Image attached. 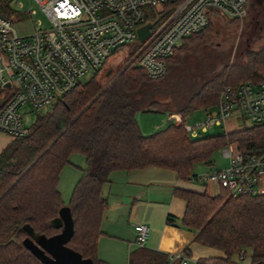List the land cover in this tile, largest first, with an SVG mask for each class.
<instances>
[{"label": "trees", "instance_id": "1", "mask_svg": "<svg viewBox=\"0 0 264 264\" xmlns=\"http://www.w3.org/2000/svg\"><path fill=\"white\" fill-rule=\"evenodd\" d=\"M249 1L250 14L259 16L260 0ZM174 7L175 3L165 5L164 17ZM0 15L13 16L9 3L0 1ZM217 17L221 16L212 12L208 27L184 42L203 40L206 35L203 33L211 29L212 20ZM123 49H127V60H130L139 47L120 50ZM177 51L167 61V73L173 70L170 66L173 59V67L179 63L178 58L175 59ZM102 67L85 83L79 82L48 111L37 114L29 134L13 139L0 153V195L15 182L0 198V264H41L24 248L26 234L22 228L28 225L36 234L46 237L58 234L51 221L63 206L70 209L74 224L68 247L93 264H108L98 258L97 246L108 209V200L102 191L110 183L112 173L160 168L174 172L178 180L189 181L194 177L195 164H207L215 151L229 144L235 145L245 156L257 157L264 153V126L197 139H191L184 130L185 117L200 109L214 108L224 87L241 83L256 85L262 81L264 46L247 51L242 62L204 80L184 104H179L161 87L164 78L148 79L137 66L136 58L84 110L103 89L97 81ZM173 101L175 107L169 104ZM140 112L179 115L181 123L170 120L164 129L144 136L136 121ZM74 154L84 157L86 169L81 170L69 202L64 205L59 191L60 177ZM175 193L186 202L180 226L195 233L194 242L224 254L199 259L195 264H238L232 261V256L244 249L251 252L252 264H264V194L231 196L222 186L215 196L180 190ZM167 223L176 225L177 221L168 217ZM182 256L189 258V250H184ZM241 256L242 261L245 256ZM180 263L178 259L144 247L128 256V264Z\"/></svg>", "mask_w": 264, "mask_h": 264}, {"label": "built area", "instance_id": "2", "mask_svg": "<svg viewBox=\"0 0 264 264\" xmlns=\"http://www.w3.org/2000/svg\"><path fill=\"white\" fill-rule=\"evenodd\" d=\"M32 1L47 17L48 30L19 37L11 26V18L0 15V133L12 139L29 134L24 125L25 107L36 114L48 111L121 48L138 46L137 66L148 79L159 80L166 76L167 61L183 42L208 27L212 12L242 21L249 8V0ZM171 3L175 7L164 17L165 5ZM150 10L161 15V20L149 24ZM146 25H150L149 34L140 42L138 30ZM214 108L199 124L184 125L190 138H200L214 127H221L226 134L230 121L242 128L264 126V77L256 85L224 87ZM169 118L181 123L178 116ZM221 150L227 167L195 176L191 181L218 184L231 196L263 195L264 153L245 156L233 144ZM135 231L136 246L143 248L149 229L138 225ZM171 259L180 260V264H195L182 255Z\"/></svg>", "mask_w": 264, "mask_h": 264}, {"label": "rangeland", "instance_id": "3", "mask_svg": "<svg viewBox=\"0 0 264 264\" xmlns=\"http://www.w3.org/2000/svg\"><path fill=\"white\" fill-rule=\"evenodd\" d=\"M260 2L262 10L259 16L250 14L251 2L249 1L248 15L244 20L232 21L223 16L217 17L212 20L213 26H211V29L208 28L203 33V35L206 34L203 40L192 41L191 39L184 42L175 56V59L178 58L179 60L178 65L173 67L174 59L171 61L170 66L173 70L168 72L163 81L160 82L161 87L170 96L174 97L179 104H184L185 100L198 91L200 84L204 80L220 75L234 63L242 62L247 51L257 50L264 46V0H260ZM9 5L13 11L11 26L19 37H28L36 31H45L50 28L47 17L32 0H14ZM147 18V22L152 24L155 19L161 20L162 17L156 11L150 10L147 12ZM196 38H193V40ZM130 60H127V49L120 50L109 57L97 74L99 84L104 88L123 72L122 70L129 64ZM92 75V73H89L81 82L85 83ZM169 104L176 106L174 101ZM214 110L215 108H210L191 112L185 117L184 124L193 127L202 122L208 112L211 113ZM23 112L24 125L30 128L35 122L37 114L29 107H25ZM174 116L180 117L179 115ZM167 117L168 114L166 113H137L138 121H142L145 125L147 124L152 129L151 131H154L153 133L164 128L167 124ZM227 128L229 131L242 129L234 121H230L227 124ZM153 133L149 132L147 135ZM222 134H224V130L221 127H214L202 134L201 137ZM226 167L227 160L222 156V150L219 149L213 153L207 164H195L192 173L194 175H204ZM84 169H86L84 157L79 154L72 155L70 165L66 167L59 185L64 204L69 202L72 190L76 184V177L80 176L81 170ZM247 262L248 257L246 255L242 264Z\"/></svg>", "mask_w": 264, "mask_h": 264}, {"label": "crops", "instance_id": "4", "mask_svg": "<svg viewBox=\"0 0 264 264\" xmlns=\"http://www.w3.org/2000/svg\"><path fill=\"white\" fill-rule=\"evenodd\" d=\"M169 117L170 115L164 128L170 122ZM136 121L142 135L149 136L147 135L149 132H154L147 124L138 121L137 115ZM234 123L236 124L235 121ZM12 140L11 137L0 133V153ZM80 176L76 177L75 182ZM192 176L198 175L192 174ZM109 180L110 183L105 185L102 191L103 196L108 200V209L101 223L102 236L97 246L98 258L101 261L108 264H128L129 254L138 248L135 231L138 225H145L149 229V237L144 245L148 250L173 257L182 255L184 250L188 249L190 256L187 259L191 262L224 256L219 250L194 242L195 233L180 226L179 222L184 216L186 202L175 193L180 190L215 196L220 188L218 184L181 181L174 172L160 168L114 172L109 176ZM168 217L174 218L177 221L176 225H169ZM242 254L245 256L242 261L247 255L246 264H252L251 252L247 249L234 254L232 261L242 264Z\"/></svg>", "mask_w": 264, "mask_h": 264}, {"label": "water", "instance_id": "5", "mask_svg": "<svg viewBox=\"0 0 264 264\" xmlns=\"http://www.w3.org/2000/svg\"><path fill=\"white\" fill-rule=\"evenodd\" d=\"M149 29L150 25H146L138 30V40L140 42H144V40L147 38ZM135 58L136 55L130 60L129 64L122 71H124L135 60ZM116 78H114V80ZM113 81L107 84L101 90V92L84 108V110L89 105H91ZM81 113L72 122H70L68 126H66V128L57 136V138L72 125V123L81 115ZM56 139L54 141H56ZM53 142L47 147V149L53 144ZM38 158L31 165H33L38 160ZM31 165L28 167V169L31 167ZM9 188H7L0 195V198L8 191ZM51 226L54 230H58L59 233L50 237L36 234L28 225L23 226L22 229L26 234V238L23 241V246L32 256H34L41 264H93L90 259L82 258L79 253L68 247V244L74 234V224L70 209L67 206H63L59 209L57 217L51 221Z\"/></svg>", "mask_w": 264, "mask_h": 264}]
</instances>
